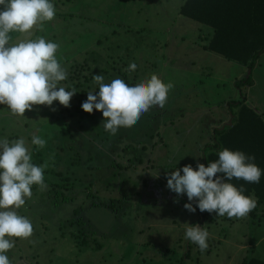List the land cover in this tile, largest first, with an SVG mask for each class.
Here are the masks:
<instances>
[{
	"label": "rangeland",
	"instance_id": "374dc122",
	"mask_svg": "<svg viewBox=\"0 0 264 264\" xmlns=\"http://www.w3.org/2000/svg\"><path fill=\"white\" fill-rule=\"evenodd\" d=\"M51 2L54 20L32 38L59 45L56 57L68 74L59 86L77 93L68 108L56 101L52 108L34 106L22 118L0 105V139L23 137L33 163L43 165L45 156L52 161L44 170L46 190L32 189L16 210L31 221L33 235L15 239L6 253L11 264H264V206L258 218H200L184 208L187 195L170 191L166 178L185 165L196 169L210 131L226 116L221 105L240 95L236 82L251 77L242 87L244 98L264 116V54L252 70L204 49L211 30L180 15L185 0ZM11 35L17 42L19 34ZM132 62L136 70L125 72ZM84 65L105 83L120 78L134 86L157 74L174 87L163 108L152 107L134 126L111 136L101 127V112L81 107L87 100L82 82L90 81V73L79 70ZM76 75L87 77L82 85H76ZM87 85L88 92H98L94 82ZM33 135L46 141L44 148L31 144ZM36 148L42 153L35 156ZM50 181L80 194L57 206L49 200ZM88 191L99 201L116 198L119 214L92 208ZM78 208L91 245L85 252L76 243L82 230L70 223L78 219ZM185 223L207 227L205 251L185 239Z\"/></svg>",
	"mask_w": 264,
	"mask_h": 264
},
{
	"label": "clouds",
	"instance_id": "9594fccd",
	"mask_svg": "<svg viewBox=\"0 0 264 264\" xmlns=\"http://www.w3.org/2000/svg\"><path fill=\"white\" fill-rule=\"evenodd\" d=\"M0 6V105H5L10 115L21 118L34 106L52 108L56 101L65 108L70 107L77 90L59 86L68 78L67 70L56 57L59 45L43 37L32 38L35 31H43L45 22L54 20V4L51 0H0ZM12 33L19 34L15 43H12ZM136 68L132 62L124 71L130 73ZM92 79L99 90L87 92V100L81 107L89 114L94 110L101 112L104 117L101 127L111 136L121 127L134 126L152 107L163 108L174 87L157 74L134 86L120 78L105 83L101 74ZM31 144L42 149L46 141L33 135ZM218 156L208 166L197 163L194 169L189 164L169 172L167 188L177 196L187 195L189 203L184 208L191 213L199 208L202 213L244 218L256 207L255 196L243 195V186L238 189L228 181L235 178L259 183L261 169L249 162L255 161V156H247L242 151L224 148ZM47 167V162L39 166L32 162L23 137L11 142L0 139V264H11L6 253L15 247V239L28 240L33 235L31 221L16 210L25 205V198H31L33 185L46 190L44 170ZM183 225L185 239L198 245L201 252L205 251L209 238L207 227Z\"/></svg>",
	"mask_w": 264,
	"mask_h": 264
},
{
	"label": "trees",
	"instance_id": "16d2710c",
	"mask_svg": "<svg viewBox=\"0 0 264 264\" xmlns=\"http://www.w3.org/2000/svg\"><path fill=\"white\" fill-rule=\"evenodd\" d=\"M180 15L210 28L211 32L206 34L207 42H205L204 49L229 61L241 63L253 70L261 55L264 54V0H185L180 8ZM79 70H87L90 73L88 77L90 81H87V84H92L94 74L90 72L91 67L84 65ZM83 78L84 75H76L75 81L78 82L76 85H82L83 83L86 85L85 91L88 92L91 86L84 82L81 83ZM250 83L251 77L236 82L240 95L238 94L229 103L221 105L224 110L226 107V116H222L218 124L210 131V140L204 146L200 163L208 166L210 162L217 161L219 159L218 153L224 148L231 151H242L247 156H255V161L249 162H254L261 169L259 183H248L235 178L228 182L238 189L243 186V195L255 196L257 205L249 214L254 218H258L259 211L264 206V116L256 108L250 106L244 98L242 87ZM72 99L70 105L73 104ZM59 106L61 105L59 104ZM38 153L42 152L36 148L34 155L36 156ZM44 159H41V163L51 164V159L46 158L45 161ZM35 165L42 164L36 163ZM60 173L58 172L56 177L62 178L63 174ZM60 180L62 181V179ZM44 182L47 183V180L44 179ZM37 188L39 187L36 185L32 186L33 190ZM50 189L52 192H50L49 200L57 206L76 200L77 195L80 194L72 192L69 190L70 188L61 186L59 181H50L48 192ZM86 196L87 199L92 200V208L104 207L114 214H119V210L115 206L116 198L99 201V195L93 191H88ZM79 208L74 210V216L78 219L73 217L75 220L70 221V223L73 225L77 223L75 231L80 232L82 230L83 240L76 238V243L80 251L85 252L91 248V245L87 240L88 236L84 233L86 222L79 219L82 214V209ZM196 212L200 218L217 220L218 217L216 213H202L199 208ZM76 235L72 234L73 237H76ZM189 251L186 256H188Z\"/></svg>",
	"mask_w": 264,
	"mask_h": 264
}]
</instances>
